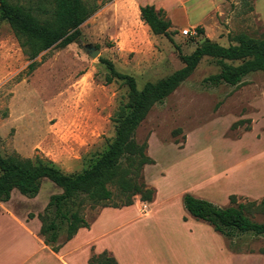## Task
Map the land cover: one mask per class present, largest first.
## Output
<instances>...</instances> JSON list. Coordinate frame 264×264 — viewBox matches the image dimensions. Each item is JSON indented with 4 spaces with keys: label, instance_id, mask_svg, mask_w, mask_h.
I'll list each match as a JSON object with an SVG mask.
<instances>
[{
    "label": "rangeland",
    "instance_id": "374dc122",
    "mask_svg": "<svg viewBox=\"0 0 264 264\" xmlns=\"http://www.w3.org/2000/svg\"><path fill=\"white\" fill-rule=\"evenodd\" d=\"M254 1L228 0L210 19L198 14L206 32L197 38L182 36V11L170 12L178 28L170 30L174 43L142 27L137 42L127 41L120 34L127 18L114 5H104L81 26L77 44L40 54L32 73L16 38L0 21V110L7 111L0 118L1 155L39 157L66 174L82 172L107 149L114 137V113L128 100L122 81L106 83L108 70L102 61L133 77L140 90L181 69L179 55H190L203 40L227 47L238 34L262 38L264 0L255 2L262 21L252 11ZM219 72L215 59L204 57L138 128L137 142L147 140L148 156L155 161L143 171L155 195L150 215L136 229L112 232L98 243L110 247L120 264H264V236L227 238L184 207L187 194L221 208L229 206L231 195L238 203L264 199V73H250L238 86H212L207 79ZM109 189L113 198L105 205L121 206L117 190ZM242 191L251 196L238 195ZM59 192L45 181L39 204L27 207L29 215ZM101 206L83 211L89 227L101 214L107 220L95 232L137 216L132 209L123 211L127 206L99 215ZM250 218L264 223V213Z\"/></svg>",
    "mask_w": 264,
    "mask_h": 264
},
{
    "label": "trees",
    "instance_id": "16d2710c",
    "mask_svg": "<svg viewBox=\"0 0 264 264\" xmlns=\"http://www.w3.org/2000/svg\"><path fill=\"white\" fill-rule=\"evenodd\" d=\"M98 1L0 0V21L8 25L29 62L28 72L32 73L39 65L35 60L40 54L77 44L81 38V26L104 5L112 2ZM140 19L153 36H163L174 43L171 23L162 10L149 5L140 7ZM197 31L199 36L204 33L202 28H197ZM232 41L234 44L223 47L203 40L190 55H179L184 64L181 69L167 78L146 83L140 90L133 77L117 72L110 61H102L108 70L106 83L120 80L128 89L127 102L118 106L114 113V137L107 149L90 166L74 174H66L51 161H43L39 157H3L0 153V202L8 201L14 190L29 199L35 198L44 181L59 188L60 192L49 197L44 211L38 215L40 235L54 252H58L61 245L72 239L79 229L89 227L83 214L86 206L109 207L105 205L113 198L109 186L117 190L123 201L121 206L112 208L132 205L135 196L141 202L150 203L155 190L145 183L143 171L145 166L154 165L155 161L147 154V140L137 142L138 128L155 105L163 103L192 75L204 57L215 59L220 67L217 75L207 79L212 86L222 83L238 86L248 74L264 73V36L256 39L238 34ZM228 62L239 64L234 66ZM5 117L7 111L0 110V118ZM183 202L193 218L208 223L227 238L235 234L264 236V223L250 218L254 213H264V199L259 203H238L237 197L232 195L229 206L221 208L187 194ZM62 233L65 236L63 242L57 244ZM88 262L117 264L107 253L93 255Z\"/></svg>",
    "mask_w": 264,
    "mask_h": 264
},
{
    "label": "crops",
    "instance_id": "0c3cea01",
    "mask_svg": "<svg viewBox=\"0 0 264 264\" xmlns=\"http://www.w3.org/2000/svg\"><path fill=\"white\" fill-rule=\"evenodd\" d=\"M215 1L216 0H112V2L106 5H114L115 8L121 11L122 15L127 18L121 27L120 34L122 37H126L127 41L137 42L141 38L140 27L143 28L144 32H150L148 26L140 19V7L149 5L154 6L156 10H162L165 14V18L171 23V29L174 30L178 28L170 20V12L182 11L185 15V22L181 27L182 29L202 28L204 32H206V28L201 24V18H196V16L198 14H204L210 19L213 13L221 11L228 0H219L221 4H217ZM257 1L258 0H255L253 2L252 11L262 21L261 16L257 14L255 10V2ZM208 6H210V8L206 11L205 8ZM187 143L188 137L184 147ZM146 167L147 166H145L144 169ZM145 174L146 173H143L145 183L147 184ZM40 190L42 192V186ZM188 190L189 189H186L185 192ZM41 192L39 191L40 194L38 193L35 198L29 199L22 196L17 190H14L8 201L0 202V264H88L91 258L90 256H98L102 253H107L115 260H118L116 254L112 252L110 247L101 246L98 243L112 232H123L129 228L136 229L139 225L137 224L138 221L146 219L151 213L149 203L141 202L139 197H136L133 204L125 208L126 210L121 209L125 212L132 209L137 216L124 221H116V223L113 224V228L109 230L104 231V229H102L95 232L96 228L101 227L107 221L102 217L101 213L106 211L113 212L112 210H114L112 207L103 208L100 210L99 215H101L97 217L94 225L79 229L72 239L63 244L62 238L59 237L57 244L62 245L58 252H54L51 246L44 243L40 235L41 223L38 219V215L42 213L47 202L40 203L39 210L32 214V218L28 217L31 212L27 207L32 204H39ZM238 195H249V193L242 191V193ZM255 196L257 198L258 195ZM143 207L144 210H142ZM60 235H63V233ZM116 262L120 264L119 261Z\"/></svg>",
    "mask_w": 264,
    "mask_h": 264
},
{
    "label": "built area",
    "instance_id": "2783aa9c",
    "mask_svg": "<svg viewBox=\"0 0 264 264\" xmlns=\"http://www.w3.org/2000/svg\"><path fill=\"white\" fill-rule=\"evenodd\" d=\"M181 34L182 36H185V37H192V38H197L199 35H198V31L196 28H186V29H183L181 31ZM142 210H144V207L142 208Z\"/></svg>",
    "mask_w": 264,
    "mask_h": 264
},
{
    "label": "bare ground",
    "instance_id": "6f19581e",
    "mask_svg": "<svg viewBox=\"0 0 264 264\" xmlns=\"http://www.w3.org/2000/svg\"><path fill=\"white\" fill-rule=\"evenodd\" d=\"M251 173V172H250ZM259 173V172H258ZM257 174V173H256ZM248 175H249V173H248ZM252 175V174H251ZM251 175H250V179H251ZM253 175H254V173H253ZM237 176V175H236ZM255 176V175H254ZM253 178V177H252ZM255 179V178H254ZM253 179V180H254ZM245 181V180H244ZM247 181H248V179H247ZM256 181V180H255ZM252 182V181H251ZM257 182V181H256ZM242 183V182H241ZM245 183H247V182H245ZM263 184V183H262ZM259 185H260V182H259ZM236 187H238V186H236ZM262 187H263V185H262Z\"/></svg>",
    "mask_w": 264,
    "mask_h": 264
},
{
    "label": "water",
    "instance_id": "95a60500",
    "mask_svg": "<svg viewBox=\"0 0 264 264\" xmlns=\"http://www.w3.org/2000/svg\"><path fill=\"white\" fill-rule=\"evenodd\" d=\"M97 53H91V57H95Z\"/></svg>",
    "mask_w": 264,
    "mask_h": 264
}]
</instances>
